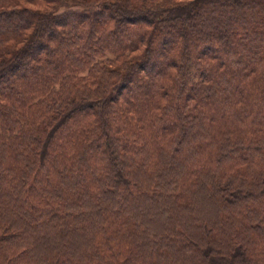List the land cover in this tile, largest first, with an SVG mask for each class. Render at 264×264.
I'll list each match as a JSON object with an SVG mask.
<instances>
[{
    "label": "trees",
    "instance_id": "trees-1",
    "mask_svg": "<svg viewBox=\"0 0 264 264\" xmlns=\"http://www.w3.org/2000/svg\"><path fill=\"white\" fill-rule=\"evenodd\" d=\"M0 264H264V0H0Z\"/></svg>",
    "mask_w": 264,
    "mask_h": 264
}]
</instances>
